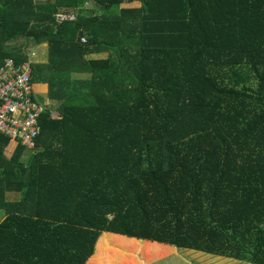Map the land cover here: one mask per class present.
Masks as SVG:
<instances>
[{
    "label": "trees",
    "instance_id": "16d2710c",
    "mask_svg": "<svg viewBox=\"0 0 264 264\" xmlns=\"http://www.w3.org/2000/svg\"><path fill=\"white\" fill-rule=\"evenodd\" d=\"M85 1L0 0V66L46 42L31 80L59 102L25 161L0 132V264H85L102 233L97 256L141 239L264 264V0Z\"/></svg>",
    "mask_w": 264,
    "mask_h": 264
},
{
    "label": "rangeland",
    "instance_id": "374dc122",
    "mask_svg": "<svg viewBox=\"0 0 264 264\" xmlns=\"http://www.w3.org/2000/svg\"><path fill=\"white\" fill-rule=\"evenodd\" d=\"M140 3L138 1L131 2V3H122L120 6H138ZM85 8H93V3L90 0H86L83 4ZM61 9H59L56 13H54L56 19L60 18ZM26 40V42H25ZM22 43L21 50L28 51V58L31 62L36 60H47L48 56V47L45 43L41 42L39 44H34L29 39L22 38L20 40ZM30 42V43H29ZM34 51V54L31 53ZM93 56H104V54L100 55V53H95ZM39 85H34L33 90ZM41 86V85H40ZM46 89L36 90V98L41 103L42 107H46L52 116L58 117L59 112L57 111V106L59 104L58 101L50 100L46 93H47V85ZM17 142L14 139H11L9 144L4 147V154L7 157H10L13 151L17 147ZM29 156V151H23L21 154V158L23 161ZM3 197L8 201H15L19 198V192L17 191H9L6 190L3 193ZM5 214L4 210L0 209V218ZM103 234H109L112 236V233H102L95 243L94 252L87 258L85 264L90 262V258L94 257V264H121L124 262L125 264H251L246 262L244 259L240 258H233L227 255H217L211 254L200 250H194L190 248H181V247H174L171 245H165L162 243L148 241V240H141L133 239V244L131 247H136L135 250H125V249H118L112 247L111 245L106 243L104 244V248L99 256L96 255V245L99 243V240L103 236ZM118 235V234H115ZM122 236V235H120ZM125 237V236H122ZM145 248H147L145 250ZM165 252H169L166 255H163ZM170 255V256H167ZM96 257V258H95ZM170 257V258H168ZM89 264H93L90 262Z\"/></svg>",
    "mask_w": 264,
    "mask_h": 264
},
{
    "label": "built area",
    "instance_id": "2783aa9c",
    "mask_svg": "<svg viewBox=\"0 0 264 264\" xmlns=\"http://www.w3.org/2000/svg\"><path fill=\"white\" fill-rule=\"evenodd\" d=\"M60 15V18L65 17ZM80 40L84 37L80 36ZM30 62L29 58L18 63L7 58L0 66V132L33 151L34 139L39 134L36 118L43 107L32 98L36 91L33 90Z\"/></svg>",
    "mask_w": 264,
    "mask_h": 264
},
{
    "label": "crops",
    "instance_id": "0c3cea01",
    "mask_svg": "<svg viewBox=\"0 0 264 264\" xmlns=\"http://www.w3.org/2000/svg\"><path fill=\"white\" fill-rule=\"evenodd\" d=\"M43 43H45V44L47 45L46 42H43ZM36 44H39V43H36ZM31 53L34 54V51H31ZM94 54H95V53H92V55H94ZM47 57H48V56H47ZM36 61H46V60H45V59H42V60H36ZM33 84H34V85H36V84H37V85H47L46 83H33ZM34 85H33V86H34ZM47 88H48V87H47ZM35 90H36V89H35ZM0 209H2V208H0ZM2 210H3V209H2ZM2 217H4V214H3V216H1V218H2ZM1 218H0V219H1Z\"/></svg>",
    "mask_w": 264,
    "mask_h": 264
},
{
    "label": "clouds",
    "instance_id": "9594fccd",
    "mask_svg": "<svg viewBox=\"0 0 264 264\" xmlns=\"http://www.w3.org/2000/svg\"><path fill=\"white\" fill-rule=\"evenodd\" d=\"M62 14H64V12H61ZM65 17L64 18H67V19H73V18H70L71 16L73 17L72 14H64ZM59 19V18H58ZM82 41V40H81ZM34 83V81H32V84ZM34 85V84H33ZM35 91V90H34Z\"/></svg>",
    "mask_w": 264,
    "mask_h": 264
}]
</instances>
